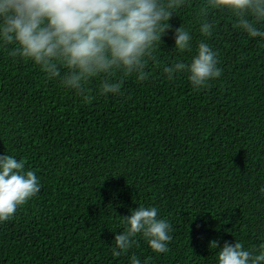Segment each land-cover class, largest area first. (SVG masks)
Masks as SVG:
<instances>
[{"label": "trees", "instance_id": "1", "mask_svg": "<svg viewBox=\"0 0 264 264\" xmlns=\"http://www.w3.org/2000/svg\"><path fill=\"white\" fill-rule=\"evenodd\" d=\"M206 3L185 0L175 10L148 80L129 76L118 96L99 95L102 77L90 78L89 102L0 41V155L24 160L41 185L0 222V264H132L133 256L219 264L225 242L264 251V37L236 27L223 8L209 9L214 27L204 36ZM180 26L190 50L175 47ZM201 42L218 53L221 76L199 89L189 73L169 81L163 68L190 65ZM140 206L169 222V251L154 252L138 234L113 256L115 235L128 227L121 217Z\"/></svg>", "mask_w": 264, "mask_h": 264}, {"label": "clouds", "instance_id": "2", "mask_svg": "<svg viewBox=\"0 0 264 264\" xmlns=\"http://www.w3.org/2000/svg\"><path fill=\"white\" fill-rule=\"evenodd\" d=\"M185 0H0V41L15 45L9 56L31 60L40 66L48 80L81 96L94 99L85 87L90 78L102 77L99 95H123V85L133 74L146 81L149 62L158 63L154 49L162 37L173 31L170 19ZM227 9L236 18V27L251 37H264L257 25L264 23V0H207L198 15L200 32L210 37L214 25L207 22L209 9ZM175 47L190 50L192 36L182 26L173 32ZM218 53L201 42L190 65L174 63L163 68L169 81L174 73H189L194 89L206 87L221 76ZM117 74H119L118 78ZM116 78V79H114ZM25 161L0 155V222L9 221L41 185L34 171H25ZM264 192V189L261 190ZM128 226L115 235L113 256L132 247L142 234L156 253L169 251L172 240L169 222L158 217L156 207H137L121 217ZM264 248V245L261 246ZM218 249V242H210ZM119 249V251L117 250ZM132 264H140L133 256ZM219 264H264V251L254 255L240 242H225L219 248Z\"/></svg>", "mask_w": 264, "mask_h": 264}]
</instances>
